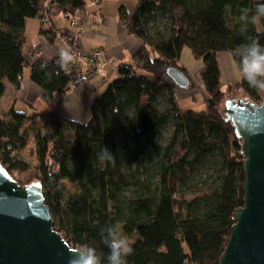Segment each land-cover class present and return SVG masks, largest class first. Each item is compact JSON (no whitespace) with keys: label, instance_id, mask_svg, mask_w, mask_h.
I'll use <instances>...</instances> for the list:
<instances>
[{"label":"trees","instance_id":"obj_1","mask_svg":"<svg viewBox=\"0 0 264 264\" xmlns=\"http://www.w3.org/2000/svg\"><path fill=\"white\" fill-rule=\"evenodd\" d=\"M44 2L51 13L55 7L67 13L88 0H0V98L7 81L20 87L29 66L26 20L40 15ZM256 3L264 0H136L133 12L121 7L120 20L142 44L131 60L118 64L117 78L94 99L86 122L14 108L3 116L0 104L1 161L22 185L43 184L55 228L72 247L91 245L106 255L100 232L117 225L134 248L129 264H220L233 213L244 205L247 176L244 139L227 121L226 96L239 90L260 103L264 94L243 78L224 89L218 54L233 53L239 68L236 49L256 35L240 21V10ZM260 41L264 44V36ZM185 46L202 60L206 97L198 110L183 108L176 95L196 92L180 63ZM169 67L183 70L189 86H176ZM30 68L31 80L49 102L66 92L76 64L64 67L60 57L41 58ZM119 136L134 145L124 149ZM31 138L36 165L20 154ZM104 147L116 156L114 163L100 161ZM148 165L154 172L147 182ZM14 171L29 176L16 177ZM132 184L142 190L126 195Z\"/></svg>","mask_w":264,"mask_h":264},{"label":"water","instance_id":"obj_2","mask_svg":"<svg viewBox=\"0 0 264 264\" xmlns=\"http://www.w3.org/2000/svg\"><path fill=\"white\" fill-rule=\"evenodd\" d=\"M167 74L179 88L190 84L178 67H169ZM225 114L244 139L247 176L244 205L233 213L220 264H264V99L229 98ZM75 249L55 228L43 184L22 185L0 159V264H68Z\"/></svg>","mask_w":264,"mask_h":264},{"label":"crops","instance_id":"obj_3","mask_svg":"<svg viewBox=\"0 0 264 264\" xmlns=\"http://www.w3.org/2000/svg\"><path fill=\"white\" fill-rule=\"evenodd\" d=\"M126 1L133 3L135 9L136 0H100L96 4H91L88 0L83 8L72 9L67 13L55 7L51 15L57 32L62 36L59 41L50 39L41 30L39 15L27 18L24 50L29 66L24 69L19 88L6 82V91L0 98L3 116L14 108L24 113H57L68 119L86 122L90 118L94 99L106 90L112 79L117 78L118 64L131 60L142 44L140 38L128 33L120 20L121 7L129 12L134 11L129 10ZM67 41L75 42L87 52L102 49L104 57L100 64L105 70V76H93L77 89L67 90L46 102L42 88L30 78V64L41 58L51 60L60 57L62 49L69 51ZM35 43L38 46L33 51L31 49ZM218 58H221L220 64L223 65V78L238 82V67L233 55L220 52ZM178 94L181 92L177 91L176 95Z\"/></svg>","mask_w":264,"mask_h":264},{"label":"clouds","instance_id":"obj_4","mask_svg":"<svg viewBox=\"0 0 264 264\" xmlns=\"http://www.w3.org/2000/svg\"><path fill=\"white\" fill-rule=\"evenodd\" d=\"M240 21L250 24L256 35L247 43L241 44L236 53L239 57V71L248 86L257 93L264 94V44L260 37L264 36V3H256L254 8H242ZM62 66L66 67L73 60L69 51H60ZM116 156L106 147L99 154L100 161L115 162ZM107 254L98 251L91 245L76 248L68 264H129L128 257L134 253L132 242L117 225H110L100 232Z\"/></svg>","mask_w":264,"mask_h":264},{"label":"rangeland","instance_id":"obj_5","mask_svg":"<svg viewBox=\"0 0 264 264\" xmlns=\"http://www.w3.org/2000/svg\"><path fill=\"white\" fill-rule=\"evenodd\" d=\"M126 6L129 8L130 11L134 10L133 9L134 8L133 3H131V2L126 1ZM222 53H226V52H222ZM228 53L233 55V53H231V52H228ZM233 57H234V55H233ZM219 61L221 62V58H219ZM180 63L187 68L191 78L193 79L195 87H196L195 95H192V96H190L189 93L181 92L179 90L181 92V94H178L177 97H178V100H180V105L183 108H192V109H196V110L204 108V105H205L204 99H205L206 95H205V91L203 88V82L200 78V69L202 66V60L193 54L190 47L185 46L182 50V53H181ZM221 65H222V63H221ZM236 72L238 73V76H239L238 81H240L242 79V76L240 74L239 68H236ZM114 79H112V81ZM222 82H223V88L227 89L230 85L235 84V82H237V81H234L233 79L227 80V79L223 78ZM233 97H240L243 99L249 98L246 93L239 91V90L232 91V92L228 93L226 96V99L233 98ZM159 106L161 108H165L167 106L166 100L163 97H161L159 99ZM170 126L171 125L168 124L167 127L164 129V131H163L164 137L168 136V130L170 129ZM117 139L122 144L124 149H126V150L134 145L130 140L125 139L123 136H119ZM35 147H36V143H35L34 139L31 138L28 146H26L20 152V154L24 157V159L26 161L30 162L31 164H35L37 162V158H36L37 155L35 154V152L33 150V149H35ZM129 167H131V169H134L135 166H134V164H130ZM153 172H154L153 168L148 165L147 166V172L143 176L147 180V182L153 180ZM14 174L16 177H20L23 179H27L26 176H29L28 175L29 172L21 174L18 171H14ZM140 190H142V186L132 184L126 189L125 194L131 195L133 192L140 191Z\"/></svg>","mask_w":264,"mask_h":264},{"label":"built area","instance_id":"obj_6","mask_svg":"<svg viewBox=\"0 0 264 264\" xmlns=\"http://www.w3.org/2000/svg\"><path fill=\"white\" fill-rule=\"evenodd\" d=\"M91 4L98 3V0H89ZM48 2L43 6V10L40 12L39 19L43 28V32L49 31L52 34L55 41L62 40V36L57 32L52 19V13L50 12ZM68 49L70 54L73 56L72 62L76 64L70 81L68 83L67 90L77 89L78 87L85 84L92 76L99 75L105 76V70L100 64V61L104 57V51L102 49H96L93 51H84L75 42H68ZM37 44L33 45L31 50L35 51ZM70 71V70H69ZM66 90V91H67Z\"/></svg>","mask_w":264,"mask_h":264}]
</instances>
